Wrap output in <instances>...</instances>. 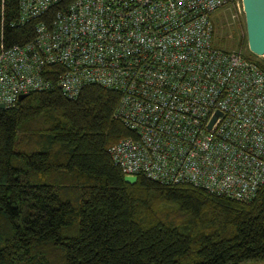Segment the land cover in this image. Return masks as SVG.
<instances>
[{
  "label": "built area",
  "instance_id": "built-area-1",
  "mask_svg": "<svg viewBox=\"0 0 264 264\" xmlns=\"http://www.w3.org/2000/svg\"><path fill=\"white\" fill-rule=\"evenodd\" d=\"M18 2L21 24L55 11L32 42L0 51V106L53 86L45 73L60 66L68 99L119 92L114 117L135 136L109 155L124 176L243 201L264 185V72L213 44L212 15L242 0Z\"/></svg>",
  "mask_w": 264,
  "mask_h": 264
},
{
  "label": "trees",
  "instance_id": "trees-1",
  "mask_svg": "<svg viewBox=\"0 0 264 264\" xmlns=\"http://www.w3.org/2000/svg\"><path fill=\"white\" fill-rule=\"evenodd\" d=\"M54 11L21 24L18 0H0V51L32 42ZM61 72L0 109V264L264 262V185L243 201L140 175L125 183L109 155L135 136L114 117L119 92L89 85L68 99Z\"/></svg>",
  "mask_w": 264,
  "mask_h": 264
},
{
  "label": "rangeland",
  "instance_id": "rangeland-1",
  "mask_svg": "<svg viewBox=\"0 0 264 264\" xmlns=\"http://www.w3.org/2000/svg\"><path fill=\"white\" fill-rule=\"evenodd\" d=\"M214 26L213 44L215 47L235 51L244 54L246 57L251 56L248 49L245 18L242 3L238 2L223 8L211 17ZM264 62V57H259ZM241 264H264V262H244Z\"/></svg>",
  "mask_w": 264,
  "mask_h": 264
},
{
  "label": "water",
  "instance_id": "water-1",
  "mask_svg": "<svg viewBox=\"0 0 264 264\" xmlns=\"http://www.w3.org/2000/svg\"><path fill=\"white\" fill-rule=\"evenodd\" d=\"M242 8L248 49L253 55L264 57V0H242ZM26 96L20 95L18 101ZM3 108L4 106H0V109ZM136 181L135 176H124V182L127 184H135Z\"/></svg>",
  "mask_w": 264,
  "mask_h": 264
}]
</instances>
